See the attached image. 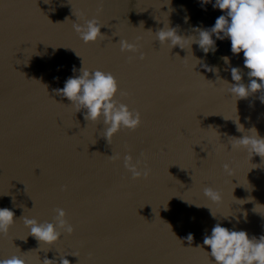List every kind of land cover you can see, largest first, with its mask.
<instances>
[{"label":"water","instance_id":"obj_1","mask_svg":"<svg viewBox=\"0 0 264 264\" xmlns=\"http://www.w3.org/2000/svg\"><path fill=\"white\" fill-rule=\"evenodd\" d=\"M214 4L0 0V208L15 214L7 236L0 235V259L214 264L202 247L217 223L249 238L264 235V161L231 147V138L252 128L264 138V103L259 94L236 100L221 81L233 84L230 69L238 67L249 83L243 54L234 55L227 38L213 36L215 51L205 53L192 40L185 49L162 46L155 35L168 26L198 38L196 29L210 30L224 14ZM93 18L106 39L86 44L73 24ZM120 40L139 52H121ZM83 64L116 77L128 94L117 99L141 114L136 131L122 129L109 144L102 121H86L84 111L56 94ZM114 154L119 159L110 160ZM125 155L147 165V179H132ZM206 186L221 192L223 202L206 198ZM57 208L74 232L48 248L23 218L54 223Z\"/></svg>","mask_w":264,"mask_h":264},{"label":"clouds","instance_id":"obj_2","mask_svg":"<svg viewBox=\"0 0 264 264\" xmlns=\"http://www.w3.org/2000/svg\"><path fill=\"white\" fill-rule=\"evenodd\" d=\"M203 2L210 3L211 0H203ZM213 7L224 14L216 19L210 30L196 29L198 38L182 37L175 28L167 26L156 32L157 39L162 46L168 45L170 48L178 46L181 49H185L184 44L192 40L191 45L196 43L205 53H208L215 51L216 41L213 36L217 40L227 38L231 42L232 53L237 56L243 54L244 68L247 69L249 83L245 85L242 82L241 69L238 67L230 69L233 84L221 81L228 85V92L236 100L247 99L251 95L259 94L261 102L264 103V95H260L264 93V0H215ZM102 11L103 8L99 7L97 14ZM102 27L104 25L96 18L86 20L83 25L73 24L75 32L86 44H95L106 39L101 33ZM119 45L121 52H139L137 44L129 43L127 40H120ZM131 59L132 57H129V60ZM139 59L144 60L145 56L140 53ZM223 60L225 64L230 63L228 57H224ZM208 70L212 71V69ZM73 71L76 70L73 69ZM56 94L71 102L76 112L84 111L86 121L97 124L102 121L104 131L101 135L109 144L112 137L122 129L134 132L142 124L140 112L130 110L127 104L117 99L118 94L122 97L128 94L120 92L118 81L111 72L89 71L83 64L80 74L68 78L64 87L57 90ZM237 130L241 133L245 132L243 125L239 123ZM231 139L233 141L232 150L243 149L248 153L250 161L254 155L264 161V138L259 136L255 128L250 129L242 138ZM108 158L110 160L119 159L115 154ZM123 161L125 169L131 173L133 180L148 178L150 169L146 164L141 167V160L133 162L131 155H125ZM223 169L228 175H232L229 164H224ZM203 193L213 203L223 202L221 192L212 187H204ZM55 212L54 223H40L36 219L23 218L29 234L48 248L55 246L64 233L71 235L74 232V228L66 219V212L61 208L55 209ZM211 214L213 215L212 211ZM14 224V212L8 208H0V235L7 236ZM192 239V235L189 234L188 243H191ZM202 248L203 250L204 248L210 249V252H206L214 264H264V235L258 239L249 238L246 231L229 230L219 223L212 228L210 236H204ZM0 264H28V262L23 255H12L0 259ZM43 264H56V261L44 259ZM60 264H70V261L63 256Z\"/></svg>","mask_w":264,"mask_h":264},{"label":"rangeland","instance_id":"obj_3","mask_svg":"<svg viewBox=\"0 0 264 264\" xmlns=\"http://www.w3.org/2000/svg\"><path fill=\"white\" fill-rule=\"evenodd\" d=\"M217 40V39H216ZM215 46H217V45H215Z\"/></svg>","mask_w":264,"mask_h":264}]
</instances>
